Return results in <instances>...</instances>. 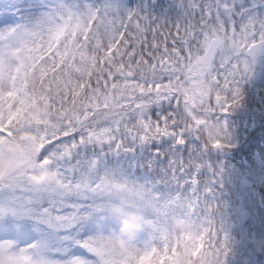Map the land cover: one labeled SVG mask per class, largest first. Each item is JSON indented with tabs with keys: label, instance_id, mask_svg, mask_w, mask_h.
Returning <instances> with one entry per match:
<instances>
[{
	"label": "snow or ice",
	"instance_id": "snow-or-ice-1",
	"mask_svg": "<svg viewBox=\"0 0 264 264\" xmlns=\"http://www.w3.org/2000/svg\"><path fill=\"white\" fill-rule=\"evenodd\" d=\"M180 7L181 19L165 23L135 11L121 14L113 0L96 6L57 0L35 23L0 28V159L12 149L20 153L0 174V264H132L141 250L150 264H168L178 245L155 235L123 252L102 249L93 238L77 241V253L57 260L37 245L13 241L30 234L22 194L41 186L56 192L60 201L40 209L62 224L82 218L74 198L102 196V180L74 183L49 170L53 159L78 144L114 142L119 149V137L144 142L162 136L184 144V132L195 131L205 147L225 146L226 130L212 115L241 100L240 84L264 52V14L241 0H181ZM34 169L46 170L52 182L29 183ZM190 180L196 183L195 173ZM185 202L202 230L201 248L225 256L229 239L211 206L201 215L198 200Z\"/></svg>",
	"mask_w": 264,
	"mask_h": 264
},
{
	"label": "rangeland",
	"instance_id": "rangeland-1",
	"mask_svg": "<svg viewBox=\"0 0 264 264\" xmlns=\"http://www.w3.org/2000/svg\"><path fill=\"white\" fill-rule=\"evenodd\" d=\"M56 2L57 0H0V18H6L9 21L8 24H0V28L14 26L17 23H25V24L35 23L48 11L49 7L55 4ZM150 2L153 3V0H150ZM255 2H257V0H255ZM113 3L119 6L118 9L121 12V14H124L128 11H132L131 7L128 5L126 0H123V1L113 0ZM145 14H147V12ZM139 15L142 16V14H139ZM254 73L261 74L262 79H263L262 84L254 85L251 83V76ZM260 86L264 88V58H260L255 63L253 62L251 63L249 75L240 84L241 95L247 92H251V91H258L260 90L258 89ZM232 111L245 114V113L251 112L252 110L249 108H245V107H242V108L236 107V109L235 107H232L231 110H229L228 112H217L212 115L213 123H219L223 125L224 129L226 130L227 136L226 138L223 139V143L225 146L230 144V139L228 136L230 134L228 123H233L235 120L234 118L232 119L230 118L232 116L230 115L229 112H232ZM253 114H256V113H253ZM235 118L237 120V127L239 126L241 128H245L247 126L245 118L243 117H235ZM194 132L195 131H185L184 132V140L187 141L188 145L185 144L186 142H184V144H177L175 142L174 136H170L166 140L163 139L158 142L159 146L163 145L164 148H166L168 147L167 142L169 141L168 144L170 143V145L173 146L175 150L180 149L177 154L170 153V150H167V153H169V155L173 154V156L171 155L169 156L170 159H168L167 161V164L172 165L171 167L173 170L175 167H179V161L186 159L185 156H187V154L193 150V147L196 146L198 138L195 136ZM187 133H191L193 136L186 135ZM192 137L194 141L192 140ZM230 138L231 140H233L231 136ZM118 139L122 141V147L119 149L116 148L115 150L112 151L113 153L108 152L109 155L112 154L113 156H117L118 154H120L123 158L127 156L129 157L131 156L130 151L132 149V146L143 144V142H138L131 138L119 137ZM112 144H115V143L112 142ZM207 149H210V147L208 146ZM228 151L229 150L222 148L221 154L213 155L215 166L220 165L222 167L224 165H227V168H228L227 173L229 175L225 174L226 183H229V181L233 179V177L230 175H233V173L236 172V170L239 171L237 166H239L240 164L239 160H237L239 164H236L232 156L230 154H227ZM118 157L120 158V156ZM61 158H62L61 156H57L55 159H53L52 163L49 165V169L51 171H55L59 177L65 175L63 168L66 170L68 169L64 163L63 165H60V161H62ZM19 159H20V153L17 152L15 149L10 150L5 158L0 159V174L6 173L9 170L10 164L13 161H17ZM120 161H122L121 158H120ZM186 166H187V162H186ZM186 166H185V169H186ZM99 168H101L103 172L105 171L108 176V178L106 179V182L103 185L102 196L98 198V202H93L91 203V205H86L85 207L89 209L90 211L93 210L96 213V215L94 216L95 219H102L96 222L97 223L96 227L92 228V229H97V230L99 229V235H105L106 233L110 231H113L112 234H115L117 230L119 229V217L120 216L130 213L129 211H136L139 213L141 212L140 209H143V208H147V209L145 211H142L143 214L141 215L138 214L140 217L139 223L141 227L135 233V237H134V240L132 242V246L130 249H133L134 246L143 247L144 244L148 241L149 237L151 235H155L156 232H157L156 236L158 238L165 236V230L168 233V230H170L168 225L172 221L185 222L184 214H186L187 205H186L184 196L181 197V199L178 198V201L176 202L177 208L175 209L169 208V207L165 208L164 204L163 206L159 208L155 206V203L153 204V206H148L150 202L146 199L155 197V195L153 193V190L146 185L145 178L141 181H128L127 183L126 181L128 179L123 175V178L121 180H118L117 178H115L113 171L111 169H107L108 166L100 164L96 155H93L91 157L90 163L87 164L86 170L84 171L78 170L79 175H80L79 176L80 180L87 179L89 180L91 184L94 181V179L97 178L96 177L97 171L95 172V170H98ZM37 170H41V169H34L31 171L29 183H31V181L34 179L33 173ZM115 171L118 173L117 170ZM179 174H181V172L174 175V177L178 176ZM183 174L186 177H189V174L186 171L183 172ZM219 174H223V172L220 171L217 175ZM245 175L246 173L237 172V175L235 177H237L239 181V191L242 192L245 195V197H247L248 205L252 206L253 205V198H252L253 191L251 190H253V188L249 190V189H243L240 187L241 181L243 178H245ZM195 178H196L195 184H192L191 180L186 183V186L188 188L187 192L190 190L192 192L191 194L192 199H196L199 201L203 197L201 194L202 190H199V185L197 184L198 178L197 177ZM227 179H228V182H227ZM232 182H230V184ZM21 183H25V181H22ZM109 183L111 184L110 191L106 187V185ZM39 184H33V185H39ZM123 184H128L130 187H133L134 191H132L131 193L120 191L119 186ZM136 184H140V185L136 186ZM169 184H172V183L170 182ZM212 185H214V183L206 185L207 191L211 189ZM137 190L143 193L144 195H137ZM230 191H235V186L231 185ZM93 196L94 194L89 195L83 200H86L87 198L92 199ZM162 196L168 197L164 195V188L162 189ZM23 199H26V200L23 202ZM60 199L61 198L58 196L57 193L49 195L48 191L43 190V186H41L39 189L33 190L31 193L22 194L23 206L28 211V215H26L24 219H25V222L29 225L30 234L26 239L22 241L14 240L13 243L19 245L20 247H25L27 245H37L45 253L48 259L57 260V259L64 258L67 254L77 253L79 249V245L77 244V241H83L89 238H93L96 242L97 236L86 234L91 228H85V227L83 228L81 226H71L70 225L71 223H68V224H62L59 222L54 223L51 220L46 219L44 216L37 215V212L42 213V210L40 209V205L42 203L56 204L60 201ZM30 201L32 202L30 203ZM157 201H158V198H157ZM143 202H144V205H142ZM165 205H168V203H165ZM201 206L202 205H200V208ZM150 211L155 212L154 216L157 219L159 216V219L157 220L156 224L153 221L151 224L148 218ZM31 213H33L32 216H31ZM172 214L175 216L172 217ZM2 215L3 213L0 212V216ZM28 217H30L31 219L26 221V218ZM258 222L261 223V220L259 219ZM110 224H116L115 226L117 227V229L109 230L105 228V227H108ZM189 225L192 228H195V226H193L192 224H189ZM195 229L197 230V228ZM62 233H65V236ZM178 235L182 239H187L186 235L190 236L188 233H185V232H179ZM196 239H198L197 240V243H198L200 237ZM251 241L253 240H250V242ZM137 253H139V255H143V258L144 256L147 255L142 250L137 251L135 253V257L133 260H135V258L137 257Z\"/></svg>",
	"mask_w": 264,
	"mask_h": 264
},
{
	"label": "trees",
	"instance_id": "trees-1",
	"mask_svg": "<svg viewBox=\"0 0 264 264\" xmlns=\"http://www.w3.org/2000/svg\"><path fill=\"white\" fill-rule=\"evenodd\" d=\"M133 1L137 7L143 8L149 6L148 0ZM163 1L164 3L161 7L163 9L162 12L165 13V16L163 17L165 20L164 22L175 23L177 20L181 19L182 8L180 5H178L175 0H162L160 4ZM245 6L253 9L252 4H245ZM259 6L261 7V2ZM156 8L157 5L155 3L154 8L151 11L157 13ZM262 8L264 13V6ZM258 11L261 12L260 8ZM172 15L173 18H169L172 17ZM148 19L151 20V16L148 17ZM151 21L154 20L152 19ZM241 96L242 98L239 103L233 106L235 109L236 107H245L252 110L250 113L261 115V117H256V114H254L252 118L247 115L244 116V113L232 111V115L235 117H243L246 119L247 126L245 128L239 126L234 128V133L237 135V138L236 144L233 147H235V151L238 152V157H243V159L247 160V174L254 182L256 189L253 194L254 204L252 207H249L246 199L240 196L239 181L237 177H235L237 172L230 175L233 179L229 181V183H226V175L224 174H222L221 177L216 178L218 170L213 167V157H211L210 160H204V156L201 154L200 144L204 143L205 138L202 134H199L200 138L196 143L197 152L194 156L195 160L192 157L190 158L191 161L194 162H191V166L194 165L195 174L198 177H201L199 190H202L201 194L203 197L201 203L203 202L204 206L200 211L205 208V211H203L202 214L207 215V206H211L212 218L223 228L228 236L229 251L223 256L217 249H197L195 248V244L192 248H186L185 242L191 239L190 236L186 235L187 239H182L178 233L173 232L175 235V238H173L172 234L166 232V239L178 245L175 250L178 254L173 253L166 257L168 264H196L197 257L203 252L213 254L220 264H264V90L247 92ZM235 117L230 118H234V121L237 124ZM78 139L79 137H77V140ZM156 141L157 139H150L144 141L140 146H132L130 151L131 156L125 157L128 159L123 162H125L126 165L127 162L134 163V166L136 167L135 174L138 177H144L147 175L152 182H156V178H158V186L161 190L164 188V193H167L170 196H178L180 199L184 196V198L187 199L188 192L186 184H182L180 177H172L178 173L179 168L174 170L171 169L166 164V159L163 158L164 156H161L163 159L160 161V153L156 152ZM111 144L112 142L78 144L77 147L70 150L66 156L72 163L71 166L73 168L77 169L78 166L80 170H85V164L87 162L90 163L91 157L93 155H101L102 152L107 153L112 148V146H109ZM140 149H142V151H140ZM190 156H192V153H190ZM111 159L109 160L107 158L106 163L115 169V163L117 160H114V163ZM196 164L200 165L198 169L195 167ZM192 169L193 168H189L188 170L191 171ZM97 171V179L106 176V173L103 172L101 168ZM225 171L226 169H224V172ZM131 177L132 176H130V178ZM116 178L119 180V175H116ZM210 178L213 182L219 179L220 185L217 188L207 191L206 184ZM170 182L172 184H169ZM230 182L232 183L230 184ZM231 185L235 186V191H230ZM236 191L238 193H236ZM153 193L157 195L155 190H153ZM160 196L161 195H159V197ZM78 199L77 204L79 205L81 199ZM146 200L150 202L149 198ZM95 201H97V199ZM172 208H177V204H174ZM131 212L138 214L136 211ZM83 214L86 215V212H83ZM83 214L80 212L79 216L81 217ZM148 218L149 220H152L149 215ZM258 219L262 220L261 223H258ZM76 221H78V219ZM186 223H188V220ZM250 240H253L251 241L253 243H251ZM181 249L184 250L183 254L188 257V259H185L183 262L180 259ZM145 264H150V259L147 260Z\"/></svg>",
	"mask_w": 264,
	"mask_h": 264
},
{
	"label": "clouds",
	"instance_id": "clouds-1",
	"mask_svg": "<svg viewBox=\"0 0 264 264\" xmlns=\"http://www.w3.org/2000/svg\"><path fill=\"white\" fill-rule=\"evenodd\" d=\"M34 179L31 181L33 184L45 183L49 184L52 182V177L48 174L46 170H37L33 173ZM106 187L108 190H111V184H107ZM139 215L135 212H130L126 215L119 217V229L115 234L109 233L108 235H97L96 243L102 249L115 250L118 252L128 251L132 246V242L135 237V233L140 229L141 225L139 223ZM171 231L179 233L185 232L188 233L191 237L190 240L185 242L186 248H192L195 244L198 232L195 228H192L186 222H177L172 221L168 225ZM183 249H181L180 259L183 262L185 259H188L183 254ZM137 259L132 261V264H138ZM196 264H220L217 261L213 254L208 252H203L196 259Z\"/></svg>",
	"mask_w": 264,
	"mask_h": 264
},
{
	"label": "water",
	"instance_id": "water-1",
	"mask_svg": "<svg viewBox=\"0 0 264 264\" xmlns=\"http://www.w3.org/2000/svg\"><path fill=\"white\" fill-rule=\"evenodd\" d=\"M261 54H264V52H260V53H258L257 56H259V55H261ZM257 56H256V57H257ZM258 80H259V76L255 75V76L253 77V81L257 82ZM245 184L248 185V184H250V183H249L248 181H245Z\"/></svg>",
	"mask_w": 264,
	"mask_h": 264
}]
</instances>
